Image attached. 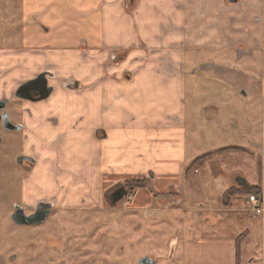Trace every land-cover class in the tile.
Here are the masks:
<instances>
[{"label": "crops", "instance_id": "0c3cea01", "mask_svg": "<svg viewBox=\"0 0 264 264\" xmlns=\"http://www.w3.org/2000/svg\"><path fill=\"white\" fill-rule=\"evenodd\" d=\"M204 1L21 0L8 21L16 44L0 48V95L50 75V97L23 101L21 114H11L29 126L37 162L30 187L44 182L52 190L99 195L145 179L141 192L150 195L140 200L147 206L178 204L182 228L174 252L182 241L183 264H264V216L247 211L242 199L251 187L264 194V184L223 171L216 160L207 161L205 177L203 164L186 171L201 155H187L184 58L189 49L211 45L196 23ZM261 141L250 143L264 174V134ZM230 189L237 190L224 197ZM65 195L63 204H72L71 193ZM251 238L260 239L262 253L249 249L258 247Z\"/></svg>", "mask_w": 264, "mask_h": 264}, {"label": "rangeland", "instance_id": "374dc122", "mask_svg": "<svg viewBox=\"0 0 264 264\" xmlns=\"http://www.w3.org/2000/svg\"><path fill=\"white\" fill-rule=\"evenodd\" d=\"M208 1L194 2L192 7L197 4L196 23L204 27V34H210L211 45L189 49L184 58L187 155L222 150L211 159L217 161L219 169L239 171L249 182L264 184L258 148L250 143L262 146L264 134V0ZM20 5L21 0H0L1 49L16 44L8 20ZM207 6L212 13L201 12ZM22 103L7 106L11 123L21 121L11 114H21L18 105ZM28 127L20 133L0 129V264H139L144 257L155 264H183L182 241L169 259L172 240L182 228V216L174 211L178 204L161 200L147 206L140 200L145 179L123 182L130 189L116 204L110 201L109 191L85 195L77 188L52 190L44 182L30 187L36 164L26 169L16 163L21 152L30 153ZM203 165L205 177L210 165ZM256 188H260L259 193L252 187L246 193L261 196V187ZM70 193L73 203L63 204L64 194L68 198ZM40 202L52 205L44 223L30 227L13 224L11 214L16 206L28 214ZM259 241L257 248L251 245L249 249L262 253ZM222 261H227L224 254Z\"/></svg>", "mask_w": 264, "mask_h": 264}, {"label": "water", "instance_id": "95a60500", "mask_svg": "<svg viewBox=\"0 0 264 264\" xmlns=\"http://www.w3.org/2000/svg\"><path fill=\"white\" fill-rule=\"evenodd\" d=\"M228 1L230 3H235L237 0H228ZM49 76L50 75H47V73H41L35 79L24 83L16 92L15 97L18 99L29 100L32 102H40L48 99L54 90L53 87L48 85ZM31 93L35 94L36 97L32 98L30 96ZM6 104H7L6 99L0 100V112H2V114H0V122H2L4 129H6L7 131H20L21 130L20 125H13L10 122V118L6 111ZM19 163L21 162L19 161ZM51 208H52L51 204L40 203L37 206L36 213L32 216L26 217L23 211L19 207H16L12 219L16 225H28V226L39 225L43 223L46 220V218L49 216ZM175 244H176V239L174 238L172 240V244L170 245V250H169L170 260L173 257ZM139 263L154 264V261H152L150 258L144 257L140 259Z\"/></svg>", "mask_w": 264, "mask_h": 264}, {"label": "flooded vegetation", "instance_id": "af4514ba", "mask_svg": "<svg viewBox=\"0 0 264 264\" xmlns=\"http://www.w3.org/2000/svg\"><path fill=\"white\" fill-rule=\"evenodd\" d=\"M9 21V20H8ZM45 73H47V72H45ZM39 75V74H38ZM38 75H36L33 79H35ZM47 75H49V73H47ZM33 79H30V80H33ZM30 80H27V81H24V82H22V83H20L19 85H17V87L15 88V90H14V93H13V95H9V96H6V95H0V100H2V99H6L7 100V104H6V108H7V106L11 103V102H16V101H20L21 103L23 102V101H29V100H23V99H18V98H16L15 97V94H16V92L18 91V89L24 84V83H26V82H28V81H30ZM30 96L32 97V98H34V97H36V95L35 94H33V93H31L30 94ZM30 102V101H29ZM32 102V101H31ZM18 110H21V109H18ZM0 114H2V112H0ZM8 116H9V114H8ZM10 118V117H9ZM10 122H11V120H10ZM13 125H20L21 126V130L20 131H7L6 129H4V127H3V125H2V122H0V129H3L4 131H7V132H18V133H20V132H24V130H25V126L22 124V123H18V122H16V124H14V123H12ZM2 143H3V138L0 136V147H1V145H2ZM19 161L21 162V163H19ZM16 163H17V165L18 166H20V167H23V168H26V169H32V167L36 164V160H35V158L29 153H26V152H21L20 153V155H18L17 156V158H16ZM40 203H43V202H40ZM40 203H37V205H36V207L33 209V210H31L30 211V213H28V214H26L25 213V210L23 209V208H21L20 206H16V207H19L22 211H23V213H24V215L26 216V217H28V216H32V215H34L35 213H36V211H37V206L40 204ZM48 204H50V203H48ZM16 207L14 208V210H13V213L11 214V221L13 222V224L14 225H16L15 223H14V221H13V219H12V216L14 215V213H15V209H16ZM48 218V217H47ZM46 218V219H47ZM46 221V220H45ZM44 223V222H43ZM42 224V223H41ZM40 225V224H39ZM16 226H18V227H30V226H35V225H16ZM140 264V263H139ZM155 264V263H154Z\"/></svg>", "mask_w": 264, "mask_h": 264}, {"label": "trees", "instance_id": "16d2710c", "mask_svg": "<svg viewBox=\"0 0 264 264\" xmlns=\"http://www.w3.org/2000/svg\"><path fill=\"white\" fill-rule=\"evenodd\" d=\"M230 148H227V150H229ZM222 150L219 151H215V152H208L205 154H202L201 156H199L198 158H196L186 169L187 172L190 171H196L197 169H194L197 165L200 166L203 163L210 161L212 158L215 157V154H219ZM128 183H124V184H117L115 185L112 189L109 190V199L113 204H116L118 202H120L128 193V190L130 189L128 187ZM255 189L256 192H260V188H253ZM234 190V189H233ZM233 190H229L228 192H226V194L224 195V197H228L232 195ZM258 193H254V194H258Z\"/></svg>", "mask_w": 264, "mask_h": 264}, {"label": "built area", "instance_id": "2783aa9c", "mask_svg": "<svg viewBox=\"0 0 264 264\" xmlns=\"http://www.w3.org/2000/svg\"><path fill=\"white\" fill-rule=\"evenodd\" d=\"M196 172V171H195ZM246 210L254 216L264 215V194H249L245 196Z\"/></svg>", "mask_w": 264, "mask_h": 264}]
</instances>
